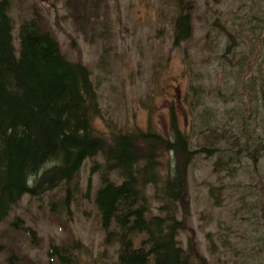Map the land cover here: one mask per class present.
<instances>
[{
    "label": "rangeland",
    "instance_id": "obj_1",
    "mask_svg": "<svg viewBox=\"0 0 264 264\" xmlns=\"http://www.w3.org/2000/svg\"><path fill=\"white\" fill-rule=\"evenodd\" d=\"M8 1L17 50L21 25L39 19L64 56L88 68L96 131L110 138L151 128L170 139L177 125L193 136V149L213 153L199 152L189 167L190 207L179 215L178 243L194 263L264 264V0ZM181 10L191 15L192 35L176 46ZM196 95L198 113L208 110L213 124L197 116L194 131L188 112ZM170 156L163 154L161 179L171 174ZM95 162L103 170V158L86 162L70 211H49L62 190L22 199L12 219L22 217L35 234L0 225V264H10L9 250L29 258L26 264H49L50 247L73 242L81 248L67 254L79 264H118L119 247L108 244L94 204ZM112 179L122 182L118 173ZM147 193L159 214L155 189Z\"/></svg>",
    "mask_w": 264,
    "mask_h": 264
},
{
    "label": "trees",
    "instance_id": "obj_2",
    "mask_svg": "<svg viewBox=\"0 0 264 264\" xmlns=\"http://www.w3.org/2000/svg\"><path fill=\"white\" fill-rule=\"evenodd\" d=\"M9 11V1L0 0V225L9 226L13 234H35L24 229L22 217L12 219L22 199L42 201L44 195L62 190L64 196L48 202L49 211H70L86 162L103 158V170L97 162L92 168L100 175L94 204L108 244L119 247L118 264H208L202 259L194 263L178 237L184 229L180 212L187 213L190 207L189 167L199 152L213 153L193 149V136L181 133L177 125H172L170 139L151 128L103 136L93 126L100 111L88 68L69 61L39 19L21 25L17 50ZM191 35V15L181 10L175 22V45ZM195 98L191 111L187 109L194 131L197 116L206 127L213 124L208 110L198 113ZM165 152L171 154L167 163L171 174L161 179ZM117 173L120 184L112 179ZM148 186L155 189L154 199L160 204L157 215ZM69 246L74 248L50 247L49 264H79L67 253L81 245ZM7 261L26 264L30 259L9 250Z\"/></svg>",
    "mask_w": 264,
    "mask_h": 264
},
{
    "label": "water",
    "instance_id": "obj_3",
    "mask_svg": "<svg viewBox=\"0 0 264 264\" xmlns=\"http://www.w3.org/2000/svg\"><path fill=\"white\" fill-rule=\"evenodd\" d=\"M41 2H46L47 0H40Z\"/></svg>",
    "mask_w": 264,
    "mask_h": 264
}]
</instances>
